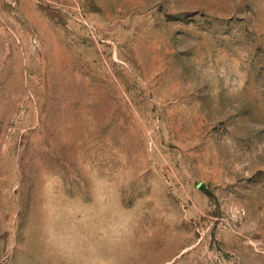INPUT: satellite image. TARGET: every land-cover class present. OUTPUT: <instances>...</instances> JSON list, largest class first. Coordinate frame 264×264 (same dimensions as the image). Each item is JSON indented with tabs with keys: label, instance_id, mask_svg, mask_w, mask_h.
Instances as JSON below:
<instances>
[{
	"label": "rangeland",
	"instance_id": "1",
	"mask_svg": "<svg viewBox=\"0 0 264 264\" xmlns=\"http://www.w3.org/2000/svg\"><path fill=\"white\" fill-rule=\"evenodd\" d=\"M1 264H264V0H0Z\"/></svg>",
	"mask_w": 264,
	"mask_h": 264
},
{
	"label": "water",
	"instance_id": "2",
	"mask_svg": "<svg viewBox=\"0 0 264 264\" xmlns=\"http://www.w3.org/2000/svg\"><path fill=\"white\" fill-rule=\"evenodd\" d=\"M1 264V263H0Z\"/></svg>",
	"mask_w": 264,
	"mask_h": 264
}]
</instances>
